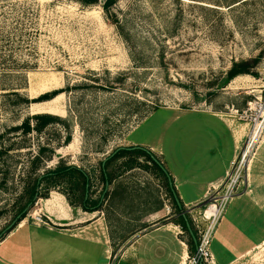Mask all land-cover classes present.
<instances>
[{"label":"rangeland","instance_id":"374dc122","mask_svg":"<svg viewBox=\"0 0 264 264\" xmlns=\"http://www.w3.org/2000/svg\"><path fill=\"white\" fill-rule=\"evenodd\" d=\"M236 66L244 74L228 79ZM54 91L60 94L50 101L23 102ZM263 112L264 0H0V240L14 223L19 222L15 229L22 222L35 225L38 216L44 223L38 225L49 223L39 211L45 199L25 207L29 189L46 172L71 166L88 177L87 211L78 206L82 185L75 175H66L56 191L42 185L40 193L66 194L77 205L71 208L78 220L101 216L112 248L107 264H120V249L134 241L143 245L142 237L153 234L157 224L186 244L185 264H191L198 234L207 225L208 195L224 194L231 163L257 121L261 133L233 199L253 197L264 219ZM41 114L54 121L37 131L31 120L30 133L18 130ZM133 147L151 153L171 187L149 155L109 159L116 150ZM219 159L227 163L222 180L207 187L196 207L179 209L170 172L208 173ZM233 199L223 217L234 209ZM164 209L171 215L167 222L156 216ZM87 225L103 239L99 227ZM76 227L70 229L85 231ZM139 244L131 250L138 256ZM236 264H264V247Z\"/></svg>","mask_w":264,"mask_h":264},{"label":"crops","instance_id":"0c3cea01","mask_svg":"<svg viewBox=\"0 0 264 264\" xmlns=\"http://www.w3.org/2000/svg\"><path fill=\"white\" fill-rule=\"evenodd\" d=\"M231 140L234 148V135ZM226 168V161L219 159L216 170L208 173L199 168L189 170L178 168L171 171L174 192L180 204L184 207H196L203 199L207 187L222 180ZM186 188L192 191L191 195L184 192ZM44 201L45 204H40L39 211L49 223L43 226L22 222L21 227H17L0 240V264L108 263L112 248L102 231L100 215L78 220L75 209L71 208L63 196L59 195L56 198L50 196ZM231 203L235 207L226 211L212 242L217 246L215 253L211 252L217 264H236L240 259L251 254L254 248L259 245L264 247V219L255 199L249 195H242L233 199ZM156 216L164 222L171 219L166 209L157 212ZM88 222L95 225L94 228L99 227L103 239L99 233L96 237L90 229L85 228L89 225ZM75 226L84 227L85 231L75 233L74 230L72 231ZM64 227L66 229H62ZM155 227L153 234L142 237L146 240L143 245L134 241L129 247L120 249L122 253L120 264H164L165 261L169 264H179L180 257L182 264H185L188 254L186 244L169 229L161 228L160 224ZM136 244L140 246L139 256L138 253L131 251L135 249ZM142 249L145 251L143 252ZM234 252L237 255L235 253L232 256ZM151 255L154 258L152 261L147 259Z\"/></svg>","mask_w":264,"mask_h":264},{"label":"trees","instance_id":"16d2710c","mask_svg":"<svg viewBox=\"0 0 264 264\" xmlns=\"http://www.w3.org/2000/svg\"><path fill=\"white\" fill-rule=\"evenodd\" d=\"M84 4H94L95 0H78ZM244 74V71H241L238 69V67H234L230 73H229V78L230 80L236 78L237 76ZM12 93L10 94H14L17 95L18 93L16 91L11 90ZM58 94H60V92H50V93H46L44 95H41L38 98L32 99V100H28L25 99L23 100V102L26 105H31V104H37V103H43V102H47L50 101L51 99H53L55 96H57ZM33 120L36 123V130L37 131H41V129L46 126L51 124L54 121V118L51 115H46V114H41V115H33L30 119L27 118L20 127H18V130H21L24 134H28L30 133V121ZM1 138V137H0ZM140 154L142 156H147L146 153L142 152V151H128V150H120L119 152H117V154L115 155H123V154ZM156 165V164H155ZM156 167L158 169H160L157 165ZM105 168V167H104ZM126 168L131 169L134 168V164H126ZM103 182H108V177L105 174V170H103ZM66 175H75L76 178L78 179V183L77 185L80 186L82 185V194L80 199V204L78 205L79 207H81L84 211H87L86 209V204H87V186L89 184V180L87 175L81 171L76 169L75 167H64L63 165H59L54 171L52 172H46L44 175L37 177L34 181L33 184L31 186V188L29 189L28 195H27V202L25 204V207L29 206L30 204L33 203L34 198L37 196V198H41V199H47L48 196L46 195H41L40 190L42 185L47 184L49 187L47 189V192L51 189L52 187V191H56V186L58 184V182L62 181L63 179H65ZM59 193H61L67 200L68 204L72 207H77V205L73 204L72 201L68 198V196L60 191H58ZM97 205H95L96 207ZM97 211V210H95ZM182 219H184L183 217H181ZM22 221V220H21ZM181 227L183 228V230H186V224L184 222L181 223ZM191 245H192V241H191Z\"/></svg>","mask_w":264,"mask_h":264},{"label":"built area","instance_id":"2783aa9c","mask_svg":"<svg viewBox=\"0 0 264 264\" xmlns=\"http://www.w3.org/2000/svg\"><path fill=\"white\" fill-rule=\"evenodd\" d=\"M249 134L247 135V140L245 142V145H243V148L240 151L239 157L231 163L230 171L226 175L225 187L223 189L224 194L216 199H213V197H211L212 196L211 194L208 195L209 199L207 200V202L209 203V205L207 207V210H205L203 213V220L207 223V225L205 229L199 232L198 234L196 240V247H195V256L191 264H202V263L216 264V261L214 260V257L210 251L211 242L213 241L214 235L217 231V227L221 221V218L223 217L226 206L236 195L235 190L238 187L240 180L242 179L243 172L244 171L246 172L249 169V164L251 162V155L254 151L257 140L259 139L258 138L256 140V143H254L253 145V142H250ZM249 148H251V150L248 152ZM217 188L218 187H212L213 191L218 190ZM213 205L218 206L220 210L219 211L220 215L217 221H215L214 217H208L206 215V212ZM33 219L37 224L43 223L42 218L39 216L33 217Z\"/></svg>","mask_w":264,"mask_h":264},{"label":"water","instance_id":"95a60500","mask_svg":"<svg viewBox=\"0 0 264 264\" xmlns=\"http://www.w3.org/2000/svg\"><path fill=\"white\" fill-rule=\"evenodd\" d=\"M120 150H128V151H135V150H138V151H142V152H144V153H146L147 155H149V157L152 159V161L160 168V170L165 174V175H167V177H168V179H169V181H170V178H169V176H168V173L166 172V170L163 168V166L153 157V156H151V153L149 152V151H147V150H144V149H142V148H140V147H133V148H130V149H123V148H120V149H118V150H116L110 157H109V159L110 158H112L114 155H116L117 154V152H119ZM109 159H106L104 162H103V167H104V165H105V162L107 161V160H109ZM172 186V183H171V181H170V187ZM107 187H108V182H106V189L105 190H107ZM172 192H173V195H174V197H175V201H176V204H177V206L179 207V209H181V204H180V202L178 201V199H177V197H176V194H175V192H174V190L172 189ZM38 198H37V196L34 198V200H37ZM19 223V222H18ZM18 223H14V224H12L11 226H9L8 228H7V232L8 233H10L11 231H13L14 229H15V227L17 226V225H19ZM186 227H187V229H188V231H189V234H190V237L192 238V240L195 242V237H194V234L192 233V230L190 229V227H189V225H188V223H186Z\"/></svg>","mask_w":264,"mask_h":264},{"label":"bare ground","instance_id":"6f19581e","mask_svg":"<svg viewBox=\"0 0 264 264\" xmlns=\"http://www.w3.org/2000/svg\"><path fill=\"white\" fill-rule=\"evenodd\" d=\"M264 113V112H263ZM262 118H264V114L262 116ZM261 128H262V124H261V121H257L255 123V126H254V129L253 131L249 134V139H250V142H253V145L254 143H256V140L259 138L260 136V133H261ZM251 150V148H249L248 152ZM219 207L216 206V205H213L209 208V210L206 212V215L208 217H214L215 218V221H217L220 213H219ZM214 221V222H215ZM24 223V222H23ZM23 223H21L20 227L23 225Z\"/></svg>","mask_w":264,"mask_h":264}]
</instances>
